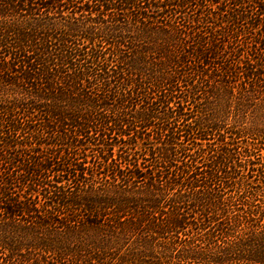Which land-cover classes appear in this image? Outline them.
<instances>
[{"label": "trees", "instance_id": "obj_1", "mask_svg": "<svg viewBox=\"0 0 264 264\" xmlns=\"http://www.w3.org/2000/svg\"><path fill=\"white\" fill-rule=\"evenodd\" d=\"M0 249L264 264V0H0Z\"/></svg>", "mask_w": 264, "mask_h": 264}, {"label": "rangeland", "instance_id": "obj_2", "mask_svg": "<svg viewBox=\"0 0 264 264\" xmlns=\"http://www.w3.org/2000/svg\"><path fill=\"white\" fill-rule=\"evenodd\" d=\"M46 156H48V155H46ZM93 159H94V153L89 152V153H88V158H87V160H88V161H91V162H88L87 164H88L90 167L93 166L92 163H93L94 160H102V159H100V158H95L94 160H93ZM1 251H4V250H3V249H0V255L2 254Z\"/></svg>", "mask_w": 264, "mask_h": 264}]
</instances>
